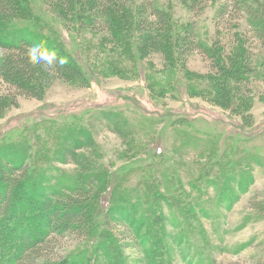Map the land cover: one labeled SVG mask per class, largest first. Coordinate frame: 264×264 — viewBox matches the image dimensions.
I'll list each match as a JSON object with an SVG mask.
<instances>
[{
	"label": "rangeland",
	"instance_id": "rangeland-1",
	"mask_svg": "<svg viewBox=\"0 0 264 264\" xmlns=\"http://www.w3.org/2000/svg\"><path fill=\"white\" fill-rule=\"evenodd\" d=\"M142 1L133 0L125 8L129 15H122L120 26L129 20L130 24L119 32L115 20L110 35L83 32L73 21L63 20L47 0H25L32 13L19 23L35 24L37 33L54 39L59 33L84 78L60 76L54 68L35 64L38 97L18 95L16 104L10 98L0 113V160L12 148L17 159L26 153L23 161L31 158L32 180L75 184L81 174L74 164L60 163L61 150L68 137L88 133L96 145L80 153L90 156L93 174L100 180L93 194L97 196L108 178H114L111 198L117 200L111 205L122 199V210L135 213L134 205L145 218L147 241L161 247V258L152 264L211 260L210 264H264V51L246 20H237L235 12L228 17L237 21L230 31L225 29L226 20L217 27L214 14L222 0H195L191 7L189 0L155 1L168 13L174 30L194 21L202 39L222 52L225 71L226 64L234 70L247 63L245 72L239 67L248 75L245 83L237 76L216 74L200 50L180 56L172 41L167 57L152 45L136 50L139 35L134 32L133 9ZM119 33L126 44L114 41ZM8 89L0 82V91H13ZM107 113L114 117L112 124L103 119ZM112 127L129 137L118 136ZM158 174L163 177L156 189L165 198L162 209L152 215L148 209L155 211L149 208L153 201L142 205L135 200L146 190L136 186L152 187ZM33 205L31 214L39 209V204ZM100 205L103 208L104 203ZM98 206L96 199L89 201L88 210L93 212L89 236L53 239L42 252L44 258L77 253L90 264L106 247L108 259L116 239L113 233L124 227L113 222L112 228L106 226L110 211L98 214L94 211ZM4 223L11 224L6 219ZM155 225L171 231L169 242L166 237L157 239ZM27 232L30 236L34 229ZM13 236L12 228L0 230V250ZM127 240H120L125 245L119 250L124 264H143L142 252Z\"/></svg>",
	"mask_w": 264,
	"mask_h": 264
},
{
	"label": "trees",
	"instance_id": "trees-1",
	"mask_svg": "<svg viewBox=\"0 0 264 264\" xmlns=\"http://www.w3.org/2000/svg\"><path fill=\"white\" fill-rule=\"evenodd\" d=\"M47 1L56 8L63 20L73 21L83 32L85 30H97L109 32L110 35H113L112 30L115 20L119 32H122L123 26L130 24L129 20L120 26V23H124L121 19L122 15H129V10L125 13V8L132 4L133 0ZM189 2L191 7L195 0H189ZM29 11L32 13V8L28 6L25 0H0V82L8 85L10 88L8 90H13L12 92L0 91V113L8 104L10 98L12 104H16L18 95L38 97L37 88L35 87L36 65L29 63L24 55L26 48L31 45L43 43L49 50H55L58 57L66 59L67 62L63 66L56 64L51 67L60 76L72 77L78 80L84 78L81 68L77 65L78 60L66 53L63 39L58 36L59 33L55 34L56 39H54L37 33L35 24L31 26V24L23 25V23H19V20L26 17ZM133 12L134 32L139 35L138 40L135 42L136 50L141 51L152 45L163 50L164 55L167 57L166 50L168 47H172L170 42L172 41L176 50L180 51V56H187L194 50H200L208 57L216 74L237 76L239 80H242V83L248 80V75L242 73L239 68L241 67L242 71L245 72V67L248 66L247 63L234 70H231V65L226 64L225 71V58L222 56V52L215 44L209 45L202 39L199 30L195 28L194 21L188 20L181 26L179 32L174 30L173 26L175 27V25L173 23L172 26L168 13L155 0L140 2L134 7ZM231 12L238 14L237 20L242 18L246 20L264 51V0H222L214 14L217 27L224 26L223 23L220 24L221 20H226L225 29L227 31H230L234 24H237V21L233 22L228 19L233 14ZM239 35L241 36V34ZM121 36V33H119L118 36L114 37L117 44L123 42L124 39L120 38ZM124 42L127 43L125 40ZM103 119L112 124L114 117L107 113ZM111 131L122 138H124L123 135L129 137L127 133L121 132L117 127H112ZM81 133L79 132L78 137H74V135L65 139L66 143L70 142L69 146L65 143L61 150L60 163L74 164L81 174V176L76 177V183L71 185L66 182L57 184L52 181L50 183L44 179L46 184L40 179L39 182L38 177H34V180H32L31 162H28L31 158L28 161L22 159L23 155L25 158L28 156L27 153L17 159L15 150L13 151L10 148L7 151L4 149L7 157L3 156L5 159L0 160V230L5 229L7 231L8 227L12 228L14 236L11 242H4V245H2L0 257L2 255L5 257L0 264H88L82 256L77 257V253L48 260L44 258L42 252L46 251L53 239L58 237L70 235L82 239L90 235L93 212L88 210V204L93 199H96L99 205L98 208H95V212L99 214L100 211L102 215V210L110 211V216L104 224L106 226L109 224L110 228H112V222L115 225H121V227H124L125 233L122 229H118L117 233H113L116 239L114 242V239L111 238L114 244L111 243L112 253L108 252V254L110 253L108 259L105 255L107 249L104 247L106 249L103 251L104 254H100V258L98 255H96V258H91L90 264H124L125 260H123L121 251H119L120 246H125L121 242L122 239L126 242L129 239V242L140 249L142 252V258H139L140 263L152 264V262H157V259L161 258V247L159 246L158 249L157 245L153 246V241H147L146 234L143 232V222L145 221L143 214L134 205L132 207L135 209V213L131 210L129 212V209L125 213L122 210L123 207L119 204L122 199H118L116 204L113 203L116 206L111 205L112 201L116 202L117 200L111 198L114 195H112V190L116 186L114 178H108L97 196L93 194L95 187L99 186L100 180L93 174L91 168L93 162L90 161V156L86 154L83 156L84 154L80 152L83 149L94 148L96 140L88 133ZM161 153L159 152L158 155H161ZM9 154L10 157H8ZM163 164L168 167L165 162ZM168 170L170 171V169ZM161 177H163L161 174L154 175L156 183L152 180V187L136 186L139 191L142 188L146 190L145 192L142 191L141 197L138 196L135 200L141 201L142 205L145 204L143 201L149 202L152 200L153 204L149 205V208H154L155 211L148 209L152 215H156L162 209L160 203L165 198V195L159 189H156L160 185L159 180H161ZM34 182L39 184L38 188ZM87 185L92 187L88 189ZM177 192L181 195L179 191ZM102 193L104 194L102 195ZM102 202L104 203L103 208L100 205ZM35 203L39 204V209L37 208L31 214L30 209L35 207L33 205ZM14 217L16 219L12 222L11 220H14ZM3 219L10 221L11 224L6 225ZM29 228L34 229V234L32 233L30 236L27 232ZM153 228L156 231L157 239L159 238L160 241L166 237L169 242V238L171 240L173 237L171 233H168L171 231L166 232L163 226L159 228L155 225ZM23 229L25 232H23ZM144 238H146V241ZM118 240L121 245L118 244ZM103 245L100 244V246ZM184 248L187 249L186 246ZM78 255H81V253H78ZM154 257L155 259H153ZM191 258L190 261H192ZM213 261L211 260L210 263ZM203 264H206V262L204 261Z\"/></svg>",
	"mask_w": 264,
	"mask_h": 264
},
{
	"label": "clouds",
	"instance_id": "clouds-1",
	"mask_svg": "<svg viewBox=\"0 0 264 264\" xmlns=\"http://www.w3.org/2000/svg\"><path fill=\"white\" fill-rule=\"evenodd\" d=\"M26 59L31 64H45L49 68L56 64L63 66L67 61L63 57H58L55 50H49L43 43L34 44L26 48L24 53Z\"/></svg>",
	"mask_w": 264,
	"mask_h": 264
}]
</instances>
